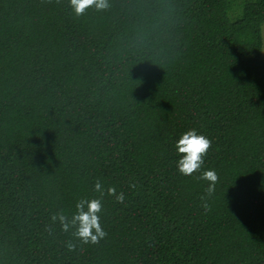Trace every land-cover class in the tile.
I'll return each mask as SVG.
<instances>
[{"label": "trees", "instance_id": "trees-1", "mask_svg": "<svg viewBox=\"0 0 264 264\" xmlns=\"http://www.w3.org/2000/svg\"><path fill=\"white\" fill-rule=\"evenodd\" d=\"M109 4L0 0V264H264V0ZM190 129L212 141L207 212L177 169ZM98 177L125 203L105 195L107 238L70 251L51 217Z\"/></svg>", "mask_w": 264, "mask_h": 264}, {"label": "clouds", "instance_id": "clouds-1", "mask_svg": "<svg viewBox=\"0 0 264 264\" xmlns=\"http://www.w3.org/2000/svg\"><path fill=\"white\" fill-rule=\"evenodd\" d=\"M69 6L76 16L84 15L88 9L105 11L110 7L109 0H69ZM212 141L205 135L190 129L183 132L175 143V149L179 159L177 160L178 172L183 176H192L201 173L197 179L207 182L205 195L201 197L202 207L205 212L210 211L207 202L215 193L219 176L215 169L202 171L205 164V157L211 149ZM135 184L130 182L129 188H134ZM93 191L100 194L97 197H83L77 200L75 213L69 218L62 210L54 213L51 217L53 224L59 223L61 230L72 232L73 240L67 242L70 251L77 247V241L81 245H95L106 239L108 232L105 230L101 217L104 211L103 197H112L116 203L123 204L126 195L123 190L117 191L115 185H105L102 177H98L93 185Z\"/></svg>", "mask_w": 264, "mask_h": 264}, {"label": "rangeland", "instance_id": "rangeland-1", "mask_svg": "<svg viewBox=\"0 0 264 264\" xmlns=\"http://www.w3.org/2000/svg\"><path fill=\"white\" fill-rule=\"evenodd\" d=\"M243 0H235V2L237 3V4H239V3H241ZM235 9H234V11H233V13H231L230 12V14H229V18L232 20V19H235V18H233L232 16H234V13H235V11H237V8L236 7H234ZM261 33H262V37H263V48H262V56L264 57V27H262V29H261Z\"/></svg>", "mask_w": 264, "mask_h": 264}]
</instances>
